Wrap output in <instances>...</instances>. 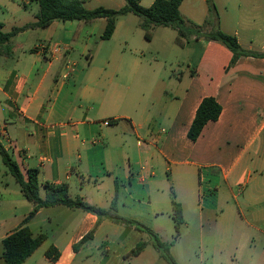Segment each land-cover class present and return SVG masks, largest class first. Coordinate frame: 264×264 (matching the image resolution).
I'll return each mask as SVG.
<instances>
[{
    "label": "crops",
    "instance_id": "0c3cea01",
    "mask_svg": "<svg viewBox=\"0 0 264 264\" xmlns=\"http://www.w3.org/2000/svg\"><path fill=\"white\" fill-rule=\"evenodd\" d=\"M18 1L23 3L25 13H21L14 0H0V22L6 32L36 22L39 7L34 8L30 0ZM82 1L90 10L99 6L120 9L125 5V0ZM188 1L191 0L183 2L181 13ZM154 2L152 0L151 4ZM205 2L207 4V0ZM224 8L228 10L227 6ZM204 14L199 28L207 33L213 30L212 22L206 23L209 8ZM29 16L30 20L18 23ZM263 20L264 3L240 0L228 19L215 22L224 33L237 36L243 49L261 56H245L232 65L233 55L223 43L193 37L184 46L176 43L180 53L188 56L186 62L180 64L179 75L171 71L164 73L167 71L160 65L146 67L142 60L127 64L109 59L105 63L101 61L104 64L100 65L96 60L97 47L93 53L89 49L92 33L87 31L79 34L90 35L82 49L87 61L73 59L71 51L76 48L69 42H62L63 36L59 34L60 28L68 31L66 23L59 25L55 21L48 28L23 32L0 53V143L26 177L27 169L40 170L43 197L46 195L45 182L66 183L71 197H80L102 209H109L116 201L120 215L159 233L162 227L158 222L165 216L175 226V202L183 206V226L189 227L186 220L188 200L198 194V216L203 221L206 212L220 210L218 191L212 193L208 202L201 197L206 189L211 191L215 185L205 186L209 168L221 170L223 181L232 193L229 174L219 164L210 163V153L218 147L230 149L233 145L240 147L243 153L264 149ZM74 22L81 24V21ZM117 32L118 28L113 38ZM142 33L145 35L143 30ZM32 35L37 43L26 44V38ZM154 39L155 36L145 45H150ZM101 41L102 33L96 42L98 46ZM131 42L135 40L130 39ZM129 52L137 51L129 48ZM137 77H142L145 83H137ZM105 79L116 88L108 94L101 89ZM128 84L143 88V97L137 98L134 92L127 100L126 93L121 90L126 91ZM206 97L217 99L223 113L216 122L205 127L197 142H193L188 139L189 130ZM106 120L110 121L108 126L103 124ZM174 167L185 183L181 187L184 200L171 194L176 182ZM203 171H206L204 176ZM193 173L199 176L196 188L195 182L187 176ZM263 176L264 164L254 178L250 175V180H255L254 192L258 199V195L264 197ZM220 179L219 175L213 177L218 182ZM8 186H0L2 248L3 239L20 227L33 209L29 200ZM233 198L239 205V198ZM16 206L24 212L17 214ZM127 211L133 215H124L129 214ZM9 212L11 217L5 218L3 214ZM251 213L264 222V208ZM98 220L95 214L64 205L42 208L29 223V229L34 236L45 234L47 240L24 264H168L145 232L108 220L98 226L91 240L80 245L96 228ZM250 228L254 234L249 249L244 253L239 243V254H234L229 263L264 264V248H259L260 241L264 240V227L250 224ZM226 231L231 237L233 224H227ZM180 241H174L173 253ZM142 242L147 243L146 249L132 256ZM50 247L59 251L56 262L45 256ZM3 250L0 264H3ZM174 255L179 262L178 255ZM219 255L221 264H226L230 252L220 246Z\"/></svg>",
    "mask_w": 264,
    "mask_h": 264
},
{
    "label": "rangeland",
    "instance_id": "374dc122",
    "mask_svg": "<svg viewBox=\"0 0 264 264\" xmlns=\"http://www.w3.org/2000/svg\"><path fill=\"white\" fill-rule=\"evenodd\" d=\"M21 9V13H25V8L22 2L14 0ZM152 0H144L141 4L144 7H150ZM264 3V0H259ZM216 5V17L219 21L223 19H228V16L231 14V10L234 9V5H238L240 0H217ZM151 4V5H150ZM233 4V5H232ZM34 8H37L38 5L33 4ZM95 4H92V6ZM91 6V4H88ZM227 6L226 10L224 7ZM39 7V6H38ZM114 9V8H112ZM208 9V4L205 0H191L186 2L182 7V15L184 17L185 26L188 29H196L197 26L202 27V20H204V12ZM237 9V7H236ZM30 13L31 9L28 10ZM24 15V14H23ZM31 16L27 19L22 18L18 23H24L25 20H30ZM215 16L211 17L213 30L219 27V25L214 22ZM264 21V20H263ZM104 19H98L87 25V23L74 22L75 24H70L66 22V27L68 31L59 30V34H62V42H69L76 49L72 50V58L79 59L80 61H87V56L82 54V49L84 48L85 41L90 37L88 34L80 36V32H91L92 40H90V50H99L98 55L96 56L97 63L103 65L107 60L111 59L114 61L125 62H135L142 60L146 63V67L151 66V68L156 67L157 65L163 66L164 73H174V75H179L181 73L180 64L186 62L188 56L186 54H181L176 43H177V32L171 28L165 29L163 27L157 28V33L152 32V37L155 36L154 42H151L150 45L147 44V39L142 33V29L139 27L140 17L134 14H128L122 17H119L117 20L118 32L116 37L110 41H101V45H97V40L100 37V34H103L104 31ZM59 25H63V22H59ZM196 26H194V25ZM81 25V26H78ZM82 37V38H80ZM80 38V39H78ZM130 39L135 40V42L129 43ZM25 43L28 45H35L36 37L33 35L30 38H26ZM13 46H10L12 50ZM81 48V51H80ZM129 48L133 49L134 54L129 52ZM95 53V51H94ZM104 63H102V62ZM157 63V64H156ZM159 63V64H158ZM149 68L151 71L152 69ZM120 77L116 79L117 82L120 81ZM140 78V80H139ZM137 83H145L142 77H137ZM105 83L104 86H101V89L107 94L111 93L115 86L111 85L108 79L103 80ZM124 83L122 84V86ZM135 88V89H134ZM116 89V88H115ZM134 89V91H133ZM143 88L132 86L128 84V89L121 90L123 93H126L127 100L134 95L136 92V97L141 98L144 95L142 92ZM128 110V108H127ZM240 150V147L233 145L230 147H218L216 151L210 153V163L219 164L223 170L229 174V183H232V193L227 188L226 183L223 181L222 172L219 168L213 167L208 169V178L205 181V186L208 184L213 185L211 191L206 189L201 197L204 198L206 202L209 201V198L212 196V193L218 191V197L220 201V210L218 212L205 213L204 220L200 221L198 216V194L195 195V198H190L188 200L187 209H186V220L189 222V227L182 226L179 232V238L181 240L177 249L174 251L178 255L179 262L178 264H221V261L218 260L220 257L219 249L220 246L227 249L230 252V256L226 259V264L234 259L235 255L238 253L237 247L243 249L245 253L249 249L251 244V237L254 234L253 230L250 228V224H259L264 227V222L256 219L251 213L252 210L264 208V197H256L254 192L255 180H250V175L254 178L255 172H259L264 164V149L263 150H251L249 152L243 153ZM0 154V186H5L8 184L12 191L21 193L19 184L15 181V178L10 174L9 169L3 162V159ZM260 167V168H259ZM189 168V167H187ZM174 176L176 177V182L174 188H172L171 194L173 197L176 195L178 199H183V190L182 186L185 185L177 176V169L174 167ZM206 171H203V176L206 174ZM249 174V175H248ZM214 175H219L220 181L213 180ZM188 178L191 177V180L195 182L194 187L196 188L199 184V176L193 174L187 175ZM184 177V176H183ZM264 182V176L262 177ZM242 182V184L240 183ZM220 183L218 185V183ZM245 184V187L243 185ZM218 185V186H217ZM208 186L206 188H208ZM197 191V190H196ZM76 192V191H75ZM197 193V192H196ZM72 194L75 196L74 192ZM22 195V193H21ZM239 198V205L233 198L234 196ZM23 196V195H22ZM24 198V197H23ZM177 201V200H176ZM204 201V200H202ZM250 203H256V206H250ZM16 213L22 214L24 210L16 206ZM241 211V212H240ZM124 215H133L131 212ZM216 214L218 216H216ZM5 218L11 217V213H4ZM123 216V215H121ZM1 217V215H0ZM124 217V216H123ZM130 217V216H129ZM128 218V217H124ZM130 219V218H128ZM136 221V220H135ZM233 224L234 232L231 234V237L227 234L226 227L227 224ZM158 224L162 227V232L156 233L160 240H165L166 242L177 241L176 237V228L173 224V221L160 220ZM203 226V228H202ZM202 229V230H201ZM217 229V231H216ZM150 238V237H149ZM182 238V239H180ZM215 240V241H214ZM164 241V242H165ZM175 243V242H174ZM259 248H264V240H261L259 243ZM2 245L0 244V253L2 250ZM171 250L173 257L175 256ZM235 254V255H234ZM239 254V253H238ZM204 259V260H203ZM203 260V261H202ZM224 263V262H222Z\"/></svg>",
    "mask_w": 264,
    "mask_h": 264
},
{
    "label": "trees",
    "instance_id": "16d2710c",
    "mask_svg": "<svg viewBox=\"0 0 264 264\" xmlns=\"http://www.w3.org/2000/svg\"><path fill=\"white\" fill-rule=\"evenodd\" d=\"M142 1L143 0H125V5L120 9H109L105 8V6H99L90 10L85 7L82 0H30V2L39 6L36 22L28 23L22 27H16L11 32L4 31V24L0 22V53L1 49L7 48L9 42L19 34L30 29L48 28L55 21L63 23L74 21L92 23L98 19H105L106 25L102 34V39L104 41H110L116 32L118 18L128 14H134L140 17L139 27L145 32V38L147 40L152 39V32L155 28L169 27L176 30L178 35L177 44L179 46H184V44L193 37L199 40L204 38L208 41L223 43V46L233 55L232 65L245 56H261L243 49L237 36L226 34L219 27L207 33L201 32L199 26H197V30L188 29L185 26L184 17L181 13V6L185 0H155L150 7L142 6ZM207 4L210 16L209 19L206 20V23L210 24L212 22L210 21L212 16H215L214 22L217 20L216 5L213 0H207ZM222 113L223 107L217 99L214 97L204 98L197 114H195L189 130L188 139L197 142L202 136L205 127L210 122H216ZM0 154L10 174L19 184L22 195L33 205L32 211L23 220L22 225L3 239L2 244L4 250L1 256L3 264H24L26 260L45 243L47 236L45 234L34 236L29 229V223L36 217L42 208L56 207L59 205H64L71 209L81 210L98 216L99 220L96 228L84 237L80 245L91 240L98 226H100L103 221L108 220L116 224H122V226H132L145 232L146 235L150 237L152 245L160 252L161 257H163L168 264H178L171 254L174 242H163L154 230L146 227V225L121 216L118 213L116 201L109 209H102L85 202L80 197H71L68 184L64 183L57 185L51 182H45L43 184L46 191V195L43 197L40 193V170L38 168H29L27 169L26 177L22 173L18 163L1 143ZM182 209L183 206L175 202L173 219L175 221L176 240L179 238V232L185 223ZM146 247V242L140 243L131 255L137 256L141 254ZM45 256L51 259L52 262H56L60 254L57 248L50 247L48 251L45 252Z\"/></svg>",
    "mask_w": 264,
    "mask_h": 264
},
{
    "label": "built area",
    "instance_id": "2783aa9c",
    "mask_svg": "<svg viewBox=\"0 0 264 264\" xmlns=\"http://www.w3.org/2000/svg\"><path fill=\"white\" fill-rule=\"evenodd\" d=\"M104 125L108 126L110 124V121L106 120L103 122Z\"/></svg>",
    "mask_w": 264,
    "mask_h": 264
}]
</instances>
